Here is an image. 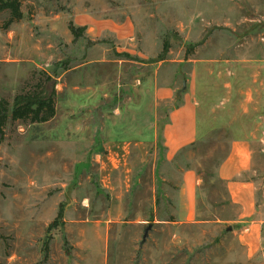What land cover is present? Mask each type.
I'll return each instance as SVG.
<instances>
[{
  "label": "rangeland",
  "instance_id": "rangeland-1",
  "mask_svg": "<svg viewBox=\"0 0 264 264\" xmlns=\"http://www.w3.org/2000/svg\"><path fill=\"white\" fill-rule=\"evenodd\" d=\"M20 1L23 21L8 27L0 13V98L11 106L46 74L57 113L5 126L0 264H264V0ZM162 53L163 74L202 101L206 133L175 168L132 157L129 190L124 172L107 190L102 145L123 124L132 136L152 131ZM250 134L255 213L241 221L218 169ZM187 163L201 186L196 219L180 224L176 170Z\"/></svg>",
  "mask_w": 264,
  "mask_h": 264
},
{
  "label": "crops",
  "instance_id": "crops-1",
  "mask_svg": "<svg viewBox=\"0 0 264 264\" xmlns=\"http://www.w3.org/2000/svg\"><path fill=\"white\" fill-rule=\"evenodd\" d=\"M117 41L121 45H125L123 50L126 53H133L139 58L154 59L153 55L150 56L128 48L126 44L133 39H117ZM161 64L162 61L159 64H151L156 66L154 86H152L154 98V127L151 129L152 131L149 134L144 133L145 131H137L132 136L125 133L127 130L123 124L118 127L119 130L116 129L118 133L114 132L102 145L103 157L99 160L102 164V179L108 181L107 185H103L107 190L113 189L112 178L116 172L125 173L124 178L127 186L132 183V157L136 156L140 163L154 158L155 161L164 163L163 165L167 164L175 168L174 161L180 157V154L197 143L206 133V109L203 108L198 94L188 86L186 91L181 90L179 93L176 84L165 73L163 74ZM253 139L254 135L252 134L249 137L238 136L235 138L230 144L225 161L218 169L220 177L230 181V199H232V204L240 210L242 215L239 220L241 221L251 218L255 213V187L253 180L249 179L254 164ZM96 156H100V153ZM188 166L189 163L185 165V168L181 167L176 170L179 184L172 216L180 224L193 222L197 215L201 180L196 171ZM130 186L126 189L129 190ZM255 230V223H252L250 230L243 233L247 235L252 232L253 236L247 235L248 240H252ZM247 243L248 246L253 245L248 241Z\"/></svg>",
  "mask_w": 264,
  "mask_h": 264
},
{
  "label": "trees",
  "instance_id": "trees-1",
  "mask_svg": "<svg viewBox=\"0 0 264 264\" xmlns=\"http://www.w3.org/2000/svg\"><path fill=\"white\" fill-rule=\"evenodd\" d=\"M8 11L10 17L9 27L15 22L23 20L22 3L20 0H0V13ZM70 31L75 36L76 31L70 23ZM167 46L164 52H167ZM165 60V53L158 57V61ZM45 81H39L32 89L17 95L11 106L0 98V140L4 138V130L8 119L23 124H46L51 122L57 113L56 91L50 88L52 79L45 74Z\"/></svg>",
  "mask_w": 264,
  "mask_h": 264
},
{
  "label": "water",
  "instance_id": "water-1",
  "mask_svg": "<svg viewBox=\"0 0 264 264\" xmlns=\"http://www.w3.org/2000/svg\"><path fill=\"white\" fill-rule=\"evenodd\" d=\"M150 230H151V227H149L148 229H146L145 234H144V240L147 239ZM230 231H232V228H228L227 231H226V233H228V232H230Z\"/></svg>",
  "mask_w": 264,
  "mask_h": 264
}]
</instances>
